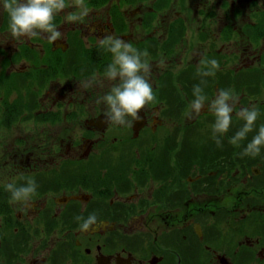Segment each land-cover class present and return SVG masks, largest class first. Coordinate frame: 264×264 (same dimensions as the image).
<instances>
[{"label":"flooded vegetation","instance_id":"obj_1","mask_svg":"<svg viewBox=\"0 0 264 264\" xmlns=\"http://www.w3.org/2000/svg\"><path fill=\"white\" fill-rule=\"evenodd\" d=\"M97 2L84 0L89 14L69 23L66 16L78 9L73 0H66L68 6L54 23L61 38L67 23L70 27L65 40L52 43L54 47L62 46L68 37L90 38L88 43L97 45L107 34L134 42L137 24L129 22L127 9H122L127 17L122 25L112 14L106 23L100 9L106 4ZM0 9L2 34L10 31L6 11ZM152 9L138 6L133 17L141 24ZM94 12L100 20L92 17ZM46 37L16 40L11 36L0 46V55L8 53L12 58L23 39L48 41ZM38 45L44 58L48 53L43 44ZM263 56V51L252 58L242 55L241 61L259 67ZM97 65L91 61L76 66L70 75L80 79ZM178 71L156 69L148 78L156 90L171 75H183L191 85L193 71ZM214 71L220 86L237 98L229 131L219 137L220 146L212 135L214 115L207 108L199 116L190 108L183 112L186 103L177 97L146 105L138 113L140 119L129 125L91 123L106 111L102 100L95 102V115L88 118H84L90 113L83 102L68 111L61 102L44 108L46 123H58L60 142L68 140L75 148H63L61 143L39 147L31 139L26 148L15 149L9 160H0V264H264V147L254 157L241 156L264 125V68L247 72L223 66ZM209 77L200 78L206 87H214L203 90L210 103L220 88ZM249 79L250 91L245 89ZM253 105L259 109L253 131L239 146L232 145L229 139L244 124L237 113ZM63 120L75 127L82 120L88 125L80 127L76 137ZM5 171L9 180L2 179ZM28 180L35 181L36 192L27 201L10 202L5 185L19 187ZM90 214L96 215L97 225L82 231V221L76 217Z\"/></svg>","mask_w":264,"mask_h":264},{"label":"clouds","instance_id":"obj_2","mask_svg":"<svg viewBox=\"0 0 264 264\" xmlns=\"http://www.w3.org/2000/svg\"><path fill=\"white\" fill-rule=\"evenodd\" d=\"M77 12L69 13L66 20L69 23H78L88 14L89 9L84 0H73ZM66 0H0V8L8 13L9 31L11 36L19 40L22 37H35L47 34L49 42H58L61 32L54 23L55 17L67 7ZM107 32V29H105ZM98 47L111 53L112 60L104 70V79L110 82V90L101 100L106 106L104 121L107 124L129 125L134 120H139L141 109L153 103L156 99L153 86L149 81L150 65L146 59L149 55L147 50H138L131 43L112 35H104L98 41ZM220 65L216 59L201 60V68L198 75L214 76ZM207 69V70H205ZM96 82L93 76L85 81H80L85 89ZM205 81H201L204 84ZM201 84L193 87V100L190 104L191 113L199 116L207 108L214 117L212 135L218 146L221 145L220 136L229 131L232 123L231 113L237 102L236 96L228 89H219L214 99L209 103L203 93ZM100 102V101H98ZM237 115L244 121L243 126L229 139V143L239 146L246 139L248 133L253 131L259 116V109L252 107L243 108ZM219 134V135H218ZM264 147V125H261L256 135L253 136L246 147L243 148L241 156H256ZM5 189L10 193V202L27 201L36 192L37 185L34 180H28L26 184L17 187L15 183H7ZM81 220L79 228L82 231L89 230L97 225V217L90 214L87 217L78 216Z\"/></svg>","mask_w":264,"mask_h":264},{"label":"rangeland","instance_id":"obj_3","mask_svg":"<svg viewBox=\"0 0 264 264\" xmlns=\"http://www.w3.org/2000/svg\"><path fill=\"white\" fill-rule=\"evenodd\" d=\"M116 2H118V0H111L107 6H104L101 9L102 14L104 15V18L102 19L103 22H109V8ZM144 5H148V3H145ZM186 5L187 8L191 9V13L188 14V12L183 11L182 13H180L179 11H177V9H174L173 13L166 14L167 16L170 15L169 19L160 15V20L155 21L153 24V26L155 27L159 26V31L156 33V35L162 38H164L165 36L163 30L166 28L167 24H169V21L171 22L172 19H175L176 17H183V19L187 23V30L184 40L179 42L177 46L179 50L178 55L170 57L164 54L158 60L152 61L150 63V72L152 74H154V70L156 69L157 71L168 69L172 65L173 68H184L189 65L195 66L196 70H199L201 68L203 48L201 44L202 41L197 39L200 31H202L199 27L201 26L202 19L205 17V13H202L201 11L208 12L214 10V12L216 13V16L208 17V25H210L213 30L219 32L222 30L223 24L226 23V21L231 23H233L234 21L237 24L239 33L242 34V32H244L242 26L245 23H254V11L264 9V0H186ZM179 6L180 4L178 0H174L172 3V7L178 8ZM135 7L132 6L131 8L129 5L128 7H126V12L129 22L132 23L133 26L134 24H137V28L134 27L133 29V31H135V36L133 39L134 43H131L133 47L137 48L135 43L144 39L146 35L151 34L153 31H151L150 29L147 30L145 28H142V25L139 24L140 19H138L137 17H133V9ZM192 8H199L200 12H195ZM92 17L100 20V17L96 12L92 14ZM162 19H166L167 24L166 22H161ZM67 25L68 26L63 29L62 36L64 39L66 37V31L69 30L68 27H70L69 23H67ZM10 38V32L0 34V46H3L10 40ZM94 38L97 39V36H94ZM244 38L245 40H241L240 36L236 35L235 38L233 36V41L226 44V46H224V44H222L221 42L218 43L230 58V60L227 62V68L234 66V62H237L235 66H243L241 62L242 55L252 58L254 53L258 54L259 51L263 48L264 37L261 39L259 45L249 44V40L248 42L246 41L247 39L245 35ZM85 41L87 44H89L88 42H90V38H85ZM124 41L129 42L130 38H126ZM205 47L208 48V45H206ZM236 54H238L237 58L236 60H233V56ZM78 56L79 53L72 54V59H76ZM3 58L4 55H0V68L3 65ZM21 66H25V68L30 67L28 62L22 61L11 66L9 70L21 68ZM93 76L96 77V82L91 87L85 89L82 85L78 86L80 81H85ZM155 77L158 78L157 76ZM110 86V82L104 79V70L101 67H98L95 72L84 74L80 77V79L74 80V78L70 77L66 79L58 78L53 80L48 85H40L37 98L38 100H31L27 98L25 102H22L18 89L14 88L9 92L6 91L5 94L4 91L0 90V102L2 99H8L7 103L9 105L18 104L19 106H26V109L18 110L17 118L14 119L12 124L6 126V128H0V160L6 158H8L7 160H9L10 154H12V152L14 153L15 149L26 148L31 139H34L39 147L49 145L53 148L56 147L58 143H61L63 148H75L72 144H70V141L68 140H63V142H60V130L58 127V123H46V115L45 112H43L46 110H44V108H54L59 102H61L62 104H64V108H66V111H68V107H70L71 105H75L78 102H83L86 104L87 109H89L90 113L85 115L86 117L84 118H88L95 115L94 109L92 108L93 105L95 104V102L101 100V98L105 94H107V92L110 90ZM95 109L97 110V112L100 110L99 108ZM63 123L72 127V129L76 132V137L80 135V127L88 125L84 120L81 121V126L78 125L77 127H75V125H72L67 120H63ZM47 137H49V139L48 141H45ZM4 142L6 143V145L4 144ZM4 154H8V156ZM9 176L10 173L5 171L3 173L2 179L9 180Z\"/></svg>","mask_w":264,"mask_h":264},{"label":"trees","instance_id":"obj_4","mask_svg":"<svg viewBox=\"0 0 264 264\" xmlns=\"http://www.w3.org/2000/svg\"><path fill=\"white\" fill-rule=\"evenodd\" d=\"M72 39L77 49L80 50L79 56L76 59L67 58L65 54L58 52L56 56L53 55V57H50L48 60H46V62L48 63V67L42 70H37V71L34 70L28 75L16 74V75L8 76L2 74L1 75L2 77L0 79V90L4 91L5 94L6 91L9 92L14 88H16L19 90V94L22 102H25L27 98L31 100L33 99L37 100L38 92L33 90V85L32 83H30L29 80L35 81L36 77L38 76H42L43 79H51L60 74L64 75V72H67L68 75L72 68H75L76 66H81L82 64H86L91 61H93V63H98V66L106 62L108 57V52L104 51L103 49H98L97 52L93 53L92 52L93 50L89 51L84 48V45L81 42V40H79L78 38H72ZM26 48L27 47H24L23 51H25ZM206 58L208 60L216 59L219 65L220 66L222 65L221 59H219L218 56L214 57L213 55H208ZM20 59H21L20 57L16 58L17 61H19ZM38 63H40V61H38ZM55 65L57 69L55 68ZM221 67H219V69H221ZM190 69L194 70L195 67H191ZM214 77L215 76H211L209 77V79H213ZM198 79L199 78H194L193 87L194 85L201 84ZM246 85L248 84L246 83ZM184 89H186L185 85H184ZM188 94L193 95V93L190 94L189 91ZM7 101L8 99L6 100L3 99L2 102L0 103V127L9 126L14 121V119L17 118L18 110L26 109V106L24 105L21 106H19L18 104L9 105Z\"/></svg>","mask_w":264,"mask_h":264}]
</instances>
